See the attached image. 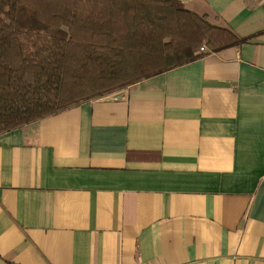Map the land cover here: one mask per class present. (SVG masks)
Returning a JSON list of instances; mask_svg holds the SVG:
<instances>
[{
  "label": "crops",
  "instance_id": "crops-1",
  "mask_svg": "<svg viewBox=\"0 0 264 264\" xmlns=\"http://www.w3.org/2000/svg\"><path fill=\"white\" fill-rule=\"evenodd\" d=\"M246 40L0 135L9 264H264V0H177Z\"/></svg>",
  "mask_w": 264,
  "mask_h": 264
},
{
  "label": "trees",
  "instance_id": "trees-1",
  "mask_svg": "<svg viewBox=\"0 0 264 264\" xmlns=\"http://www.w3.org/2000/svg\"><path fill=\"white\" fill-rule=\"evenodd\" d=\"M245 41L177 0H0V135Z\"/></svg>",
  "mask_w": 264,
  "mask_h": 264
},
{
  "label": "water",
  "instance_id": "water-1",
  "mask_svg": "<svg viewBox=\"0 0 264 264\" xmlns=\"http://www.w3.org/2000/svg\"><path fill=\"white\" fill-rule=\"evenodd\" d=\"M0 264H7V263L0 258Z\"/></svg>",
  "mask_w": 264,
  "mask_h": 264
}]
</instances>
